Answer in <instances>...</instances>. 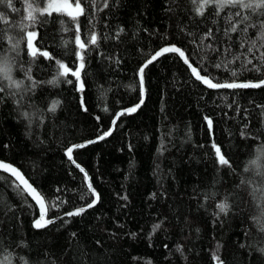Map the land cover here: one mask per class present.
Listing matches in <instances>:
<instances>
[{
	"label": "trees",
	"instance_id": "1",
	"mask_svg": "<svg viewBox=\"0 0 264 264\" xmlns=\"http://www.w3.org/2000/svg\"><path fill=\"white\" fill-rule=\"evenodd\" d=\"M81 2L88 14L79 17V34L89 47L79 80L59 76L56 63L79 65L70 17L33 12L29 20L28 4L43 8L47 0H12L15 12L0 4L7 21L0 20V58L9 59L21 82L10 88L0 75V159L43 194L47 219L62 218L34 227L37 204L0 171V264L8 254L11 264H217L214 256L223 264H264V87L210 89L175 53L146 68V100L137 112L120 116L104 140L74 149L100 199L82 215H64L94 199L66 149L97 138L119 111L140 102L138 70L146 59L173 44L215 82H231L227 69L238 72V81H257L264 67L242 71L241 64L264 52V15L209 5L200 16L191 0H107V7L96 0L91 8ZM245 15L249 20L225 34ZM209 29L212 37L201 43ZM30 31L38 34L36 47L55 59L31 55ZM92 33L97 45L89 42ZM213 144L229 165L219 164ZM219 203L229 205L227 213Z\"/></svg>",
	"mask_w": 264,
	"mask_h": 264
},
{
	"label": "snow or ice",
	"instance_id": "2",
	"mask_svg": "<svg viewBox=\"0 0 264 264\" xmlns=\"http://www.w3.org/2000/svg\"><path fill=\"white\" fill-rule=\"evenodd\" d=\"M86 2L89 5V8H91L93 5H95L96 0H86ZM192 4L195 6L194 11L197 15L203 16L204 10L209 5H215L216 9L223 10L227 6H233V7H240L243 9H251L253 13L259 12L260 15H264V11H260L264 9V0H191ZM0 4H6L7 7L12 8V11H18V9L13 7L12 0H0ZM107 0H104L103 7H107ZM28 8L31 9L29 11L28 19L34 20L35 17L33 16V12H38L40 14H47L51 15L52 12L57 13H63L66 14L68 17L71 18L72 22L75 24L76 28V35L74 42L78 45L80 51L76 53L79 57V65L78 67H75V70L73 68L69 67L68 65L64 64L62 61H56L57 65L59 66L58 75L61 77H67L69 74L76 77L77 80L80 79L81 71L83 70L85 64H84V54L85 50L89 47V44L85 43L84 39L81 37L80 33V26H79V17L82 15H87L86 8L84 6V3L81 2V0H47L46 6L43 8H33V5L31 3L28 4ZM217 14H219L217 12ZM237 16H240V13H236ZM229 21L232 20V17H227ZM0 20H5L4 14L0 13ZM249 20V16L245 15L242 17V20L240 22L232 23L230 26V29H226L225 34H227L228 31L236 32L239 23L243 21ZM7 21L5 20V23ZM63 23V22H61ZM251 27H255V25H249ZM124 29H120V32H123ZM243 31H247V27L243 29ZM212 31L211 29L208 30L207 33L204 34V36L201 38V43L205 39H209L212 37ZM38 34L35 31L27 32V38H28V47L31 49V55L33 57L37 56L39 53L40 55L49 58V59H55L51 56V53L44 50L41 51L40 48H37L34 41L36 40ZM117 36H119V33H117ZM89 42L91 45H97V35L95 33H92L89 36ZM260 41H264V23L261 24V32L258 37ZM9 40H11V37H9ZM195 43V41H193ZM256 41H252L251 47L248 48L249 52H252L253 49L256 47ZM243 47V44L241 45ZM15 48L16 45H13ZM199 47V45H198ZM205 47L210 48L211 45H206ZM261 47H264V44H261ZM227 51V50H226ZM166 53H175L178 54V56L183 59L184 63L188 65V67L191 69V71L195 74L196 79L201 81L204 85H206L210 89H258L264 87V78L259 79L255 82L253 81H244V82H238V72L233 71L231 69H227V65L223 64H216V68L225 67L227 70L231 71L232 80L231 82L225 81V82H213L215 80V77L209 78L208 75H200V73L197 71L196 68L192 67V64L189 60L188 55L185 53V51L176 45H167L160 50L156 51L153 55L150 56V58L146 59L145 63L140 67L139 71V78H140V85L143 91V83H144V70L147 68L150 64H152L154 61H156L159 57L164 56ZM239 56H235L233 58V61L239 60ZM253 59H256L258 61V64H253ZM253 59H248L246 62H242L241 64V70L242 71H256L259 72L261 70V67H264V52L260 53L259 57H253ZM230 62V63H231ZM248 65H252L251 68L247 67ZM12 66L7 57L0 58V75H2L3 80L7 81L8 87H15L17 89L20 88L21 82L15 81L12 77ZM30 78V77H29ZM58 80L50 81V83H57ZM67 83H72L71 80H66ZM35 84H33V87ZM82 81H81V88H82ZM4 88L0 87V92H3ZM143 103V99L140 100L138 104H136L134 107L124 109L120 113L117 114L116 119H119L120 116L131 114L135 112L140 105ZM59 101H55L52 104L51 111H55L56 107L58 106ZM231 106V105H229ZM261 108H264V106H260ZM25 116H27V113H24ZM99 119V117H97ZM208 123L209 129L212 127V120L211 118L205 117ZM115 127V119L113 120V127L109 128V130L104 131L101 135L97 137L98 140H103L105 137L111 135L113 128ZM96 141H88L87 143H95ZM85 144H79V145H72L66 149V155L71 160L72 163L75 164V160L73 159V151L77 148H83L85 147ZM215 154L218 157V162L220 165H229V161L225 158V156L222 154L221 149L218 145L213 144ZM260 155L264 156V151H261ZM259 162V157L257 159L252 160V165H257ZM76 167L80 169L82 173H84V179L87 182L86 187L88 190L89 195H94V199L91 200L90 203H88L85 207L77 208L73 211L66 212L64 215L67 217H74L82 215L87 209H90L96 205V203L99 202V193L96 192L95 188L92 186L91 178L88 177L87 172L79 165L76 164ZM0 169H2L5 172H8L11 174L12 177H15V179L12 181L15 189L27 199L28 197H31L37 205H39V218H37L34 221V227L36 228H44L49 224H54L57 219H62L61 217H54L52 219H47V211L49 210L48 203L46 202L43 194L39 192L33 185L28 181L27 178L23 176V174L20 172L19 169L15 168L13 165L5 163L0 161ZM2 179V177H0ZM57 191H60L57 189ZM83 198V197H81ZM124 199H127V197H123ZM57 200H60V197H57ZM51 207L56 208L58 207L56 201L51 202ZM220 212L227 213L229 209V205L227 203H219L217 205ZM160 227L159 224L153 226V231L158 229ZM262 230H264V224H262ZM75 235V233H73ZM261 252H264V249L260 250ZM214 259L217 261V264H223L222 261H220L219 257H215ZM5 264H11V254H8V256L4 257ZM25 264L27 262L25 261Z\"/></svg>",
	"mask_w": 264,
	"mask_h": 264
},
{
	"label": "water",
	"instance_id": "3",
	"mask_svg": "<svg viewBox=\"0 0 264 264\" xmlns=\"http://www.w3.org/2000/svg\"><path fill=\"white\" fill-rule=\"evenodd\" d=\"M168 45H173V44H168ZM165 46H167V45H165ZM165 46H163V47H165ZM177 46V45H176ZM162 47V48H163ZM177 47H179V46H177ZM180 48V47H179ZM161 49V48H160ZM159 49V50H160ZM182 49V48H181ZM166 54H169V53H166ZM165 54V55H166ZM162 57V56H161ZM161 57H159V58H161ZM158 58V59H159ZM157 59V60H158ZM156 60V61H157ZM183 60V59H182ZM156 61H154V62H156ZM153 62V63H154ZM192 64V63H191ZM151 65V64H150ZM192 67H194V68H196L197 69V71L200 73V75H204V74H202L201 72H200V70L197 68V67H195L193 64H192ZM145 70H146V68H145ZM145 70H144V83H143V91H142V88H141V92H142V99H143V103L145 102V100H146V95H147V87H146V80H145ZM193 73V72H192ZM193 75H194V77L196 78V76H195V74L193 73ZM209 78H211V77H209ZM213 82H215V81H213ZM238 82H244V81H238ZM253 82H255V81H253ZM206 86V85H205ZM216 90V89H215ZM143 103L140 105V107L143 105ZM138 104V103H137ZM135 105H133V106H131V107H134ZM131 107H129V108H131ZM140 107L135 111V112H137L139 109H140ZM128 109V108H127ZM122 111V110H121ZM121 111H119L118 113H120ZM135 112H133V113H135ZM133 113H131V114H133ZM117 116V115H116ZM115 119V124H116V121H117V119H116V117L114 118ZM112 127H113V123H112ZM113 130H114V128H113ZM113 130H112V133H113ZM111 133V134H112ZM110 136V135H109ZM109 136H107V137H109ZM107 137H105V138H107ZM104 138V139H105ZM103 139V140H104ZM88 141H96V142H98V141H102V140H98L97 138H95V139H93V140H88ZM88 141H84V142H82V143H80V144H85L86 146L87 145H89V144H91V143H87ZM77 145H79V144H77ZM222 152V151H221ZM222 154H223V152H222ZM73 159H74V151H73ZM75 160V159H74ZM0 161H2V162H5V163H8V164H11V165H13L15 168H17V169H19L20 170V172L23 174V176L25 177V178H27L26 177V175L23 173V171L18 167V166H16L15 164H13V163H11V162H9V161H6V160H3V159H0ZM76 164H78L77 162H75V165ZM80 165V164H79ZM86 172H87V170L82 166V165H80ZM0 171L1 172H4V173H6V174H9L10 176H11V174L10 173H8V172H5V171H3L2 169H0ZM87 174H88V177H90V175H89V173L87 172ZM13 178H15V177H13ZM28 179V178H27ZM28 181L31 183V181L28 179ZM32 184V183H31ZM33 185V184H32ZM33 187H35L34 185H33ZM36 188V187H35ZM37 189V188H36ZM38 190V189H37ZM96 190V189H95ZM39 191V190H38ZM40 192V191H39ZM96 192L98 193V191L96 190ZM99 197H100V195H99ZM31 198V197H30ZM45 198V197H44ZM95 198V197H94ZM32 199V198H31ZM33 200V199H32ZM46 200V199H45ZM34 201V200H33ZM35 202V201H34ZM47 202V201H46ZM97 204V203H96ZM38 206V208H39V205H37ZM80 208V207H79ZM75 209H77V208H75ZM75 209H73V210H75ZM73 210H71V211H73ZM47 215H48V211H47ZM47 218V217H46Z\"/></svg>",
	"mask_w": 264,
	"mask_h": 264
}]
</instances>
